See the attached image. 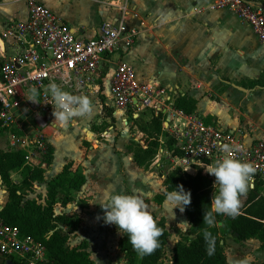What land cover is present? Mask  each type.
I'll return each mask as SVG.
<instances>
[{
  "label": "built area",
  "instance_id": "2783aa9c",
  "mask_svg": "<svg viewBox=\"0 0 264 264\" xmlns=\"http://www.w3.org/2000/svg\"><path fill=\"white\" fill-rule=\"evenodd\" d=\"M25 1L28 18L0 28V39L11 41L14 47V54L0 65V129L4 131L8 151L23 152L27 163L46 168L48 142L41 128L49 126L54 119V102L47 85L56 83L70 94L91 97L113 68L110 106L125 115L126 126L146 111H150L151 116L160 112L164 116L163 130L173 141V148L169 150L161 137V146L152 161L159 169L163 167L162 158L172 164L162 171L163 178L177 168L191 176L203 169L216 192L215 177L207 171L217 159L227 155L255 169L252 186L247 191L259 187L264 196V139L254 138L241 129L207 123L196 113L187 115L176 110V96L172 91L139 82L132 66L122 59L114 60L115 54L130 50L147 27L146 17L139 15L132 0L104 1L115 11V16L103 20L93 38L72 31L37 0ZM213 8L225 9L239 17L264 44V0H216ZM31 86L38 90L34 102L27 97ZM43 116L48 117V122L43 121ZM220 144L229 151H219ZM237 146H242V151H235ZM1 188L6 192L0 182ZM0 255L19 264H49L46 248L41 243L22 236L17 228L4 224L1 218Z\"/></svg>",
  "mask_w": 264,
  "mask_h": 264
},
{
  "label": "crops",
  "instance_id": "0c3cea01",
  "mask_svg": "<svg viewBox=\"0 0 264 264\" xmlns=\"http://www.w3.org/2000/svg\"><path fill=\"white\" fill-rule=\"evenodd\" d=\"M37 1L52 10L72 31L79 32L86 38H93L103 20L115 16V11L103 3L107 0ZM132 1L139 15L146 17L147 27L130 50L120 52L119 59L127 63L125 59L128 58V64L134 68L137 80L168 88L176 96L175 99L185 94L197 100L196 114L202 116L205 121L210 118L209 123H216L231 130L241 129L254 138L264 136L253 125L250 127L246 113V104L251 101L249 96L256 91H264V88L248 90L241 86L264 77V44L253 29L229 11L213 8L216 0H201L200 3L190 0V5L185 4L186 0H174L176 8L168 14L162 10L151 11L145 0ZM27 18L28 5L25 0H0V28L6 23L25 21ZM13 54L11 41L0 39V65ZM112 73L113 68L109 69V73L99 84V91L95 90L89 97L96 100L101 96L104 100L102 105L111 110ZM235 86L249 92H243ZM103 106L101 107L106 125L98 136L106 138L105 143H99L97 153L102 149L110 152L112 158L107 164L113 169L107 165L101 167L99 162H95L93 171L97 173L96 177L103 179L105 168L117 172L123 166L125 168L128 162L137 169H143L133 162V156L129 152L130 141L125 139L126 134L123 132L117 138L118 132H113V118L120 117L118 124L121 123L125 127V115L113 110V116H108ZM233 111L239 118L234 125L228 122ZM147 112L150 111L141 113L138 118ZM130 126L140 135L134 142H139L144 136L143 133L139 131L135 121L131 122ZM58 127L51 123L47 128L58 131ZM57 158L56 153L52 164L45 168L47 171L51 170L48 177L45 176V182L40 184L45 192L47 183L69 163L64 161L66 157H63L61 162H58ZM85 172L83 173L86 176ZM88 185L89 177L86 176L85 185L80 191H72V196L75 192L85 191ZM1 194L3 197L0 195V208L8 198L7 192Z\"/></svg>",
  "mask_w": 264,
  "mask_h": 264
},
{
  "label": "trees",
  "instance_id": "16d2710c",
  "mask_svg": "<svg viewBox=\"0 0 264 264\" xmlns=\"http://www.w3.org/2000/svg\"><path fill=\"white\" fill-rule=\"evenodd\" d=\"M264 88V77L242 84L244 88ZM197 100L179 95L174 102V108L187 115L195 114ZM108 116H113V110L103 106ZM164 116L160 112L154 114L149 121L135 119V125L143 133L139 142L129 145V152L133 162L139 168H149L158 154L162 137L166 140L169 150L173 148V141L167 138L163 130ZM113 121L115 119L113 118ZM210 122V118L206 119ZM47 156L44 163L48 166L53 161V147L46 143ZM46 169L27 163L23 152H14L0 149V182L5 187L8 198L0 209V218L4 224L17 228L22 236H29L46 248V257L49 264H94L88 252V244L82 241L77 246H69V238L80 227L78 217L66 213L55 212L56 206L66 207L73 201L72 191H80L86 183V176L74 162L66 163L61 171L47 183L46 198L43 204L37 200H25L27 192H31L38 184L45 182ZM20 175V181L14 182L12 174ZM177 186L190 193V203L185 212L189 221V235L187 242H175L170 264H228L224 250V241L220 235L218 223L221 222L239 241L257 239L264 248V196L260 188L255 187L239 197L238 214L230 217L216 214L210 204L212 195L216 192L208 174L200 169L195 176L183 173L179 168L171 171L163 180L165 194L155 197L154 202L161 205L167 192L175 190ZM212 212L214 223L207 225L202 222L203 214ZM161 229L158 238L159 247L151 254L141 256L122 235L118 243V250L123 254L127 264H163L165 248L169 238L164 218H158L150 213ZM208 231L215 238L214 251L207 252V244L203 233ZM1 256V255H0ZM15 264H19L13 260ZM261 264H264L261 263Z\"/></svg>",
  "mask_w": 264,
  "mask_h": 264
},
{
  "label": "rangeland",
  "instance_id": "374dc122",
  "mask_svg": "<svg viewBox=\"0 0 264 264\" xmlns=\"http://www.w3.org/2000/svg\"><path fill=\"white\" fill-rule=\"evenodd\" d=\"M196 1L200 3L201 0ZM205 1L208 2L209 0H202V2ZM145 2L151 11L162 10L166 14L176 8L174 0H145ZM185 4L190 5V0H186ZM119 58V54L114 55V60ZM125 60L128 64V58ZM248 87V90H259L258 86L251 87L248 85ZM249 99L251 101L246 104L249 125L250 127L253 125L256 130L264 134V91H256L249 96ZM91 101L93 105L92 111L86 116L75 118L72 121L73 123L70 122L67 128H56L58 131L60 130L59 132L52 128H47L49 126L41 128L42 133L46 136V141L53 147V158L55 159L56 153L58 162H61L63 157H66L64 161H73L81 171H86L85 174L89 177V185L85 191L73 193V201L66 207L58 205L55 208L57 213H66L81 220L79 229L70 235L69 246H77L82 241H86L88 252L94 264H127L123 254L117 248L122 235L115 225L105 223L103 218L104 210L100 204L106 203L107 198L112 193L135 194L144 199L149 213L165 219L169 238L162 262L163 264H170L175 242L178 240L187 242L192 238L189 235L190 225L185 212L186 205L181 211L182 206L173 205L166 199V195L161 205L154 202L156 196L163 195L166 192L163 189L162 171L168 170L172 164L162 158V169L153 166V164L149 168L137 169L128 162L125 164V168L123 166L117 172H111L109 168H105L102 173L105 177L103 179L97 178V173L93 171L95 162H99L98 165L101 167L107 165L113 169L111 165L107 164L112 155L110 152L103 151V149L97 153L99 143H105L104 140L106 138V136H98L106 125L105 115L101 107L104 100L99 96L96 100ZM222 115L223 117L225 116L224 111ZM141 116L140 121H149L152 118L150 112ZM230 117L228 122L233 125L239 121L235 111L231 113ZM42 119L47 122L49 120L46 116H43ZM119 121L120 117H116L113 132H118L117 138L124 132L126 134L125 139L133 143L134 139L140 136L137 134V130L133 126L123 127L121 123L120 125L118 124ZM95 135L97 136L95 137ZM258 138L264 139V136ZM0 149L7 150V141L4 131L1 129ZM86 160H88V163H86L85 167ZM50 172L51 170H46L45 176L48 177ZM12 180L18 182L20 175L13 173ZM2 192L3 188L0 189L1 196ZM2 197L0 198L1 200ZM45 198V189L40 184L31 192H27L25 196V200H37L41 204L45 202ZM176 207H180L181 210ZM218 227L220 228L221 238L224 241L228 264H240V261L248 256L253 258L251 264L264 262V248L257 239L239 241L221 222L218 223Z\"/></svg>",
  "mask_w": 264,
  "mask_h": 264
},
{
  "label": "clouds",
  "instance_id": "9594fccd",
  "mask_svg": "<svg viewBox=\"0 0 264 264\" xmlns=\"http://www.w3.org/2000/svg\"><path fill=\"white\" fill-rule=\"evenodd\" d=\"M47 91L54 102L52 116L53 124L56 126L67 128L75 118L86 116L92 111L93 105L88 95L70 94L51 82L47 85ZM37 96V88L29 87L28 100L34 102ZM218 150L224 153L229 151L223 144L218 146ZM234 150L242 151V146H237ZM207 172L215 177L214 185L217 187L216 194L212 195L210 201L213 212L235 217L240 206L239 197L252 186L251 179L255 169L249 163L225 155L217 159ZM166 199L173 205L182 206V210L180 207L176 208L183 211L184 206L190 203V193L182 186H177L175 190L166 193ZM100 206L104 210L105 223L115 225L138 254L148 255L159 247L161 229L147 211L142 197L135 194L112 193L106 203ZM202 222L212 225L214 223L212 212L204 213ZM203 237L207 244L206 250L211 255L214 251L215 238L208 231H204ZM252 259L251 256L245 257L240 264H251Z\"/></svg>",
  "mask_w": 264,
  "mask_h": 264
},
{
  "label": "water",
  "instance_id": "95a60500",
  "mask_svg": "<svg viewBox=\"0 0 264 264\" xmlns=\"http://www.w3.org/2000/svg\"><path fill=\"white\" fill-rule=\"evenodd\" d=\"M235 87L238 88L239 90L243 91V92H249L248 90H246L242 87H239V86H235ZM168 121H169V118L164 122V128L167 126ZM0 264H15V263L11 260L4 259L3 257L0 256Z\"/></svg>",
  "mask_w": 264,
  "mask_h": 264
}]
</instances>
